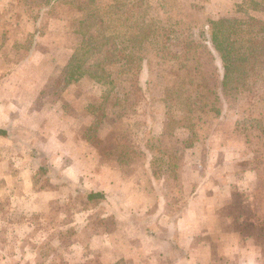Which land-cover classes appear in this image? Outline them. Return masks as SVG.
I'll return each mask as SVG.
<instances>
[{
	"label": "crops",
	"instance_id": "crops-1",
	"mask_svg": "<svg viewBox=\"0 0 264 264\" xmlns=\"http://www.w3.org/2000/svg\"><path fill=\"white\" fill-rule=\"evenodd\" d=\"M4 5L0 37L18 39L0 44V196L22 217L2 223L7 246L24 242L33 264H264V150L236 126L224 144L195 134L178 163L174 153L175 172L156 171L142 144L129 156L107 135L115 124L90 132L105 100L81 106L50 86L57 60L34 58L44 48L21 42L36 28L24 14L8 20Z\"/></svg>",
	"mask_w": 264,
	"mask_h": 264
},
{
	"label": "rangeland",
	"instance_id": "rangeland-1",
	"mask_svg": "<svg viewBox=\"0 0 264 264\" xmlns=\"http://www.w3.org/2000/svg\"><path fill=\"white\" fill-rule=\"evenodd\" d=\"M46 1L4 0L3 11L13 10L16 13L17 16H8V20L13 22L21 20V15L24 14L28 19L25 20L28 28H36L34 36H24L21 42L25 45L37 43L41 50L44 48V55L36 51L34 58L46 59L48 68L52 66L54 59L61 66L59 68L57 65L56 74H46L57 76L56 79L48 80L50 86L57 88V91L72 93V100L80 101L81 106H86L91 101L103 102L102 93H108L105 116L98 123L94 121L91 133L97 132V128L105 123L108 126L115 124L107 135L124 140L126 144L124 143L123 149L129 156L137 153L140 150L138 144H142L144 156H149L150 152L154 155L157 163L153 167L156 171L175 172L179 166L176 161L179 162L180 151L191 140V133L187 127H175L172 119L178 120L186 116L185 108L189 100L196 103L192 113L190 112V121L196 125L195 134L212 132L211 139H216L219 144L229 142L231 138L237 139L236 126L249 116L239 110L242 102L240 99L221 89L222 63L209 41V22L221 18L247 21L250 17L264 22V9L252 5V2L262 5L264 0H148V14L153 27L158 30L160 26L170 28V39L167 40L168 45L164 46L170 52L163 54L162 51L159 56L147 58L137 77L119 74V65L109 63L105 66L107 75L103 84L92 81L86 75L87 67L96 61L97 55L94 54L90 40L77 32L78 22L85 12L74 0ZM110 1L96 0V10L105 11ZM242 27V36L246 37L250 31L249 26L244 23ZM8 31V35L0 37V44L6 41L7 44L17 42L18 36L12 30ZM109 80L111 83H105ZM259 105L263 108L264 102ZM162 124L167 129L166 133L155 136L152 131ZM116 125H121L120 129ZM149 125L150 131L147 128ZM257 133V130L251 129V143L254 142L255 147L252 145L249 148L263 151L264 146L260 148V141H257L261 136L262 141L264 140V133L259 138H254ZM240 134L242 135L241 132ZM93 146L97 148V145ZM218 147L219 152L226 148L220 145ZM247 149L245 155H248ZM113 157L115 155L109 156L110 164L114 162ZM167 157L173 162L171 166L166 163ZM261 163H264L263 158L260 159ZM10 203V198L0 196V206H3V211H0V227L5 220L13 217L15 220H22V217H16L21 212H11L5 208V204L12 205ZM3 230L6 228H0V264H7L8 261L33 264L36 259H32L30 252H26L24 242L7 246Z\"/></svg>",
	"mask_w": 264,
	"mask_h": 264
},
{
	"label": "trees",
	"instance_id": "trees-1",
	"mask_svg": "<svg viewBox=\"0 0 264 264\" xmlns=\"http://www.w3.org/2000/svg\"><path fill=\"white\" fill-rule=\"evenodd\" d=\"M73 2L85 12L78 22L77 32L90 40L94 54L97 55L96 61L86 69L87 78L92 81L103 84L107 75L105 66L109 63L119 65V74L137 77L147 58L159 56L162 51L163 54L170 52L164 48L170 39V28L160 26L158 30L153 27L148 14V0H111L103 12L96 10V0ZM252 5L264 9V3L259 5L252 2ZM244 23L250 29L246 37L242 36ZM209 41L222 63V91L240 99L242 102L239 110L249 116L239 121L240 132L246 141H251L250 131L254 129L258 132L254 134V138H259L264 133V107L259 105L264 102V22L253 17L247 21L237 18L211 20ZM107 96L108 93L103 92L102 101L106 102ZM194 104V101L187 100L186 116L178 120L172 119L175 127H187L191 133V141L196 128L195 123L190 121ZM104 116V111L96 112L95 121ZM262 137L257 141H260V148L264 146Z\"/></svg>",
	"mask_w": 264,
	"mask_h": 264
}]
</instances>
